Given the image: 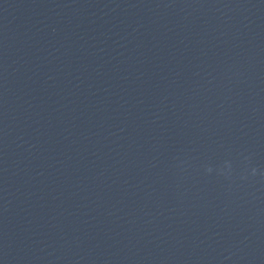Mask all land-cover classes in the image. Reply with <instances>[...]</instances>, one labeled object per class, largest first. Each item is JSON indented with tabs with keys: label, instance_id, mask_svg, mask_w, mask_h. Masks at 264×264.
Instances as JSON below:
<instances>
[{
	"label": "clouds",
	"instance_id": "1",
	"mask_svg": "<svg viewBox=\"0 0 264 264\" xmlns=\"http://www.w3.org/2000/svg\"><path fill=\"white\" fill-rule=\"evenodd\" d=\"M209 171H211V169H209ZM253 172H255V169H253Z\"/></svg>",
	"mask_w": 264,
	"mask_h": 264
}]
</instances>
